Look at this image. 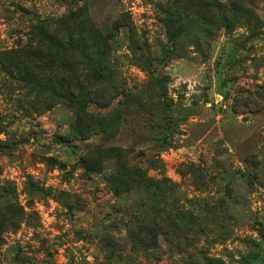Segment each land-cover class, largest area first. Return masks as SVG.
<instances>
[{
  "label": "rangeland",
  "instance_id": "rangeland-1",
  "mask_svg": "<svg viewBox=\"0 0 264 264\" xmlns=\"http://www.w3.org/2000/svg\"><path fill=\"white\" fill-rule=\"evenodd\" d=\"M71 14L81 108L28 77ZM0 264H264V0H0Z\"/></svg>",
  "mask_w": 264,
  "mask_h": 264
},
{
  "label": "trees",
  "instance_id": "trees-1",
  "mask_svg": "<svg viewBox=\"0 0 264 264\" xmlns=\"http://www.w3.org/2000/svg\"><path fill=\"white\" fill-rule=\"evenodd\" d=\"M40 25V32L33 34L36 44L31 51L33 63L29 62L33 69L31 75H28L29 84L37 90H43L53 102L58 99L75 108L89 104L88 87L110 85L109 70L102 61L108 49L107 39L93 27H88L85 32V24L74 14L56 22L48 21ZM52 25L55 26L53 33H49ZM56 31L60 33L58 36L54 34ZM88 43L91 45L88 46ZM92 50L97 52L96 57L91 54ZM80 66L85 67L86 75L78 72ZM21 69L24 70L22 74L28 73L25 68ZM48 70L51 73L46 77ZM44 105L45 110L52 107L47 103Z\"/></svg>",
  "mask_w": 264,
  "mask_h": 264
}]
</instances>
